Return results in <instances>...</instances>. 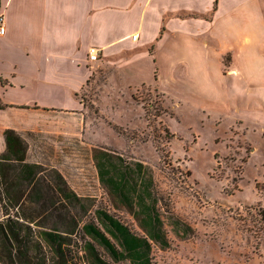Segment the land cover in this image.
Here are the masks:
<instances>
[{
	"label": "rangeland",
	"instance_id": "374dc122",
	"mask_svg": "<svg viewBox=\"0 0 264 264\" xmlns=\"http://www.w3.org/2000/svg\"><path fill=\"white\" fill-rule=\"evenodd\" d=\"M112 60L100 56L87 64L92 75L77 96L82 115L51 114L41 130L24 134L28 161L41 163L47 175L61 174L90 201L92 215L106 208L140 234L118 201L113 208L94 150L142 164L154 179L169 242L152 245L151 264H264V92H247L234 79L217 100L185 91L183 102L166 96L159 83L139 85L132 70L120 71ZM224 60L229 67L231 57ZM140 75L151 80L150 64ZM6 119L12 117L3 112L0 123ZM2 148L0 138V156ZM7 217L0 202V221Z\"/></svg>",
	"mask_w": 264,
	"mask_h": 264
},
{
	"label": "crops",
	"instance_id": "0c3cea01",
	"mask_svg": "<svg viewBox=\"0 0 264 264\" xmlns=\"http://www.w3.org/2000/svg\"><path fill=\"white\" fill-rule=\"evenodd\" d=\"M0 13L7 68L0 70V115L12 117L0 123L4 143L7 129L27 142L24 134L41 130L43 117L82 115L77 96L92 75L94 47L120 71L132 70L139 85L159 83L183 102L185 91L217 100L228 81L264 92V0H0ZM146 64L150 81L140 75Z\"/></svg>",
	"mask_w": 264,
	"mask_h": 264
},
{
	"label": "trees",
	"instance_id": "16d2710c",
	"mask_svg": "<svg viewBox=\"0 0 264 264\" xmlns=\"http://www.w3.org/2000/svg\"><path fill=\"white\" fill-rule=\"evenodd\" d=\"M4 140L0 202L8 217L0 221V264H151L152 245L168 247L155 182L142 164L129 166L106 148L94 150L113 208L118 201L140 234L106 208L92 215L90 201L61 174L47 175L41 163L28 161V144L16 131L5 130Z\"/></svg>",
	"mask_w": 264,
	"mask_h": 264
},
{
	"label": "built area",
	"instance_id": "2783aa9c",
	"mask_svg": "<svg viewBox=\"0 0 264 264\" xmlns=\"http://www.w3.org/2000/svg\"><path fill=\"white\" fill-rule=\"evenodd\" d=\"M5 20L3 14L0 13V36L5 34ZM133 40H137V36H133ZM101 55V50L98 48H91L89 50V63L98 62Z\"/></svg>",
	"mask_w": 264,
	"mask_h": 264
}]
</instances>
